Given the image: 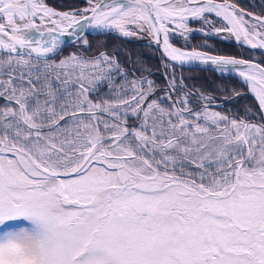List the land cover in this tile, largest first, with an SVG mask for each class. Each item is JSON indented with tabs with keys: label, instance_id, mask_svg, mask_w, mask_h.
Here are the masks:
<instances>
[{
	"label": "snow or ice",
	"instance_id": "snow-or-ice-1",
	"mask_svg": "<svg viewBox=\"0 0 264 264\" xmlns=\"http://www.w3.org/2000/svg\"><path fill=\"white\" fill-rule=\"evenodd\" d=\"M113 35L147 38L166 86L86 54ZM213 39L264 54V2L0 0V264H264V60ZM184 66L256 104L214 110Z\"/></svg>",
	"mask_w": 264,
	"mask_h": 264
},
{
	"label": "trees",
	"instance_id": "trees-1",
	"mask_svg": "<svg viewBox=\"0 0 264 264\" xmlns=\"http://www.w3.org/2000/svg\"><path fill=\"white\" fill-rule=\"evenodd\" d=\"M56 2L59 6L63 2L81 3L82 0H56ZM236 2L248 11L259 12L261 3L264 2V0H236ZM249 5H255V8H251ZM194 27H199V25H194ZM89 40L92 44V50L86 53L87 55H96L98 50H106L111 53L115 48L119 47L121 49L119 53L121 61H127L129 58L133 61L132 64H128V67H133L138 59H142L143 66L150 69L152 73L149 78L157 81L161 88L166 86V76L164 74V68L162 67V56L157 48L148 47L147 44L122 40L114 36H101L97 38L89 36ZM204 42L205 41L202 36L194 35L193 38L190 39L189 44L191 46H196L203 44ZM176 43L177 46H180L183 44V41L179 40L176 41ZM208 43L214 44L218 48H222L225 53L234 55L237 58L254 60L255 62L264 60V55L258 53L257 51L241 47L234 43L215 39L209 40ZM105 45L106 48H104ZM74 50L75 48L69 46L63 51V54L67 55L69 52ZM176 76L178 79L182 76L185 85L193 91L200 90L213 96L215 98L214 103L221 104L220 107L214 108L217 111H223L229 115H242L246 106H254L256 104L255 101L247 94V86L243 85L236 78H222L219 74L206 70H198L190 73L176 72ZM221 89L226 91H221ZM231 89H235L237 92H240L241 95L227 100L226 97H232V92L230 91Z\"/></svg>",
	"mask_w": 264,
	"mask_h": 264
},
{
	"label": "water",
	"instance_id": "water-1",
	"mask_svg": "<svg viewBox=\"0 0 264 264\" xmlns=\"http://www.w3.org/2000/svg\"><path fill=\"white\" fill-rule=\"evenodd\" d=\"M194 35H199L201 36V34L199 33H195ZM114 37H117L115 35H113ZM118 38V37H117ZM123 40V39H122ZM126 41H130V42H133V43H142V44H147L148 45V40H137L135 38H132L131 40H126ZM235 44H237L235 41H234ZM238 45V44H237ZM69 46H65L63 51ZM155 47V46H153ZM245 48H247V46H244ZM156 48V47H155ZM254 51H257L258 53L262 54L261 50H254ZM160 52V51H159ZM161 54V52H160ZM264 55V54H262ZM198 70H203V66H199V67H196V66H193V67H189V66H184L183 68H180V67H177L176 69V72H179V73H190V72H194V71H198ZM213 72V71H212ZM230 77H233V78H236L237 80H239L243 85H245L243 83V81L241 80V78H239L238 76H230ZM246 86V85H245ZM247 94L255 101L254 97L249 93V91L247 92ZM256 103V101H255ZM221 104L219 103H213L212 107L213 108H218L220 107Z\"/></svg>",
	"mask_w": 264,
	"mask_h": 264
},
{
	"label": "rangeland",
	"instance_id": "rangeland-1",
	"mask_svg": "<svg viewBox=\"0 0 264 264\" xmlns=\"http://www.w3.org/2000/svg\"><path fill=\"white\" fill-rule=\"evenodd\" d=\"M194 26V25H193ZM226 42H229V43H234V40H232V41H226ZM235 44V43H234ZM214 109V108H213ZM215 110V109H214Z\"/></svg>",
	"mask_w": 264,
	"mask_h": 264
},
{
	"label": "bare ground",
	"instance_id": "bare-ground-1",
	"mask_svg": "<svg viewBox=\"0 0 264 264\" xmlns=\"http://www.w3.org/2000/svg\"><path fill=\"white\" fill-rule=\"evenodd\" d=\"M136 39V38H135ZM137 40H147V38H144V39H137Z\"/></svg>",
	"mask_w": 264,
	"mask_h": 264
}]
</instances>
